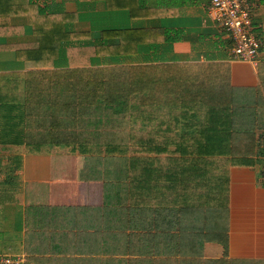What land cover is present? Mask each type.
Returning <instances> with one entry per match:
<instances>
[{"label":"trees","instance_id":"obj_1","mask_svg":"<svg viewBox=\"0 0 264 264\" xmlns=\"http://www.w3.org/2000/svg\"><path fill=\"white\" fill-rule=\"evenodd\" d=\"M19 16L36 39L12 47L30 70L0 75V145L104 154L113 172L96 247L74 262L264 264L227 255L231 169L256 163L261 89L231 86L214 64L103 66V44L36 0H0V34ZM206 243L224 257L206 258Z\"/></svg>","mask_w":264,"mask_h":264},{"label":"crops","instance_id":"obj_2","mask_svg":"<svg viewBox=\"0 0 264 264\" xmlns=\"http://www.w3.org/2000/svg\"><path fill=\"white\" fill-rule=\"evenodd\" d=\"M36 1L49 12L68 14L65 27L103 44V66L214 64L208 73L264 94V0H248L253 32L262 43L255 62L233 57L231 36L213 19L210 0ZM8 23L0 34V75L30 70L12 47L36 39L26 16ZM263 135L257 129V140ZM255 158L253 167L231 169L230 259L264 260V163ZM112 179L104 154L16 152L0 145V255L24 256L26 264H79L73 259L96 247L91 228L101 222ZM83 226L87 239L78 243ZM224 254L220 244L204 246L208 259Z\"/></svg>","mask_w":264,"mask_h":264},{"label":"built area","instance_id":"obj_3","mask_svg":"<svg viewBox=\"0 0 264 264\" xmlns=\"http://www.w3.org/2000/svg\"><path fill=\"white\" fill-rule=\"evenodd\" d=\"M209 11L232 39L235 59L255 62L261 50V40L252 27V8L248 0H210ZM257 158L264 163V135L257 140ZM264 176V168L263 174ZM0 264H26L24 256L0 255Z\"/></svg>","mask_w":264,"mask_h":264},{"label":"rangeland","instance_id":"obj_4","mask_svg":"<svg viewBox=\"0 0 264 264\" xmlns=\"http://www.w3.org/2000/svg\"><path fill=\"white\" fill-rule=\"evenodd\" d=\"M43 148H45V147H43Z\"/></svg>","mask_w":264,"mask_h":264}]
</instances>
